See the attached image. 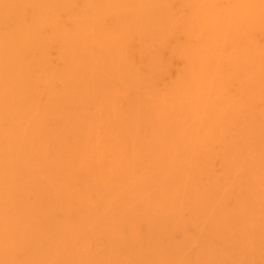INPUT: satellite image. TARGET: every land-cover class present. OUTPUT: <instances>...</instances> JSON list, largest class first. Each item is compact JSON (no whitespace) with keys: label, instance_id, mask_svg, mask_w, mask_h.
Returning <instances> with one entry per match:
<instances>
[{"label":"bare ground","instance_id":"obj_1","mask_svg":"<svg viewBox=\"0 0 264 264\" xmlns=\"http://www.w3.org/2000/svg\"><path fill=\"white\" fill-rule=\"evenodd\" d=\"M0 264H264V0H0Z\"/></svg>","mask_w":264,"mask_h":264}]
</instances>
